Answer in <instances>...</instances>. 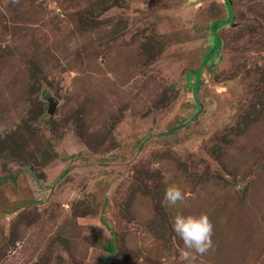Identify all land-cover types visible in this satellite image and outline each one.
Masks as SVG:
<instances>
[{
    "label": "rangeland",
    "instance_id": "1",
    "mask_svg": "<svg viewBox=\"0 0 264 264\" xmlns=\"http://www.w3.org/2000/svg\"><path fill=\"white\" fill-rule=\"evenodd\" d=\"M230 6L0 0V264H182L201 213L203 264H264V0Z\"/></svg>",
    "mask_w": 264,
    "mask_h": 264
},
{
    "label": "clouds",
    "instance_id": "2",
    "mask_svg": "<svg viewBox=\"0 0 264 264\" xmlns=\"http://www.w3.org/2000/svg\"><path fill=\"white\" fill-rule=\"evenodd\" d=\"M18 3L19 0H12ZM186 193L178 185H169L165 189L164 201L168 207L183 204ZM172 228L183 241L182 264H203L200 259L209 253L213 245L214 224L207 213L199 215L177 214L172 219Z\"/></svg>",
    "mask_w": 264,
    "mask_h": 264
},
{
    "label": "trees",
    "instance_id": "3",
    "mask_svg": "<svg viewBox=\"0 0 264 264\" xmlns=\"http://www.w3.org/2000/svg\"><path fill=\"white\" fill-rule=\"evenodd\" d=\"M232 1V0H231ZM227 5H228V7H229V12H230V14H231V6H230V3H227ZM230 21H232V17H230L229 19H226V20H221V21H213L212 23H211V30H212V32L214 33L220 26H222V25H224V24H227L228 22H230ZM217 45H216V47L215 48H219L220 47V43H221V41L220 40H218L217 41ZM210 54H208V56L205 58V60H204V62H203V64L199 67V68H197L196 70H194V74H195V78H196V80H195V93H194V95H195V97H196V92H197V90H198V82L200 81V77H201V71H202V67H203V65H205L206 64V62L208 61V60H210ZM42 115H44L43 113H42ZM237 194V193H236ZM227 196V195H226ZM226 196H224V198H223V200H222V203L223 204H226V201H227V198H226ZM238 196V195H237ZM239 196L240 197H242L240 194H239ZM228 201H233V202H235L236 203V205H237V208L238 209H240V210H242V208L246 205V204H244V202L246 201L245 200V198H234L233 196H232V198H228ZM262 205H264V202H260ZM238 205H240V206H238ZM232 211V209H231V207L230 206H228V212L230 213ZM262 230H264V225H263V227L261 228ZM252 231H253V233H258V231H259V228H258V225L256 226V227H252ZM246 240L244 241V244H248V241H252L253 239H255L256 238V236L255 235H252L251 233H248V234H246ZM105 248H106V251H108L109 253H113L114 252V245H112V244H107L106 246H105Z\"/></svg>",
    "mask_w": 264,
    "mask_h": 264
},
{
    "label": "water",
    "instance_id": "4",
    "mask_svg": "<svg viewBox=\"0 0 264 264\" xmlns=\"http://www.w3.org/2000/svg\"><path fill=\"white\" fill-rule=\"evenodd\" d=\"M226 1H227V3L231 2V0H226ZM48 101H49L48 113H52L54 108H55L57 101L52 97H48Z\"/></svg>",
    "mask_w": 264,
    "mask_h": 264
}]
</instances>
